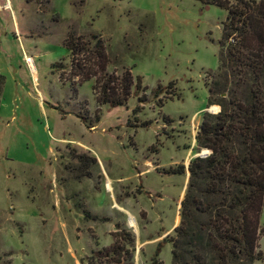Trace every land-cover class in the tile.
<instances>
[{
  "label": "rangeland",
  "instance_id": "374dc122",
  "mask_svg": "<svg viewBox=\"0 0 264 264\" xmlns=\"http://www.w3.org/2000/svg\"><path fill=\"white\" fill-rule=\"evenodd\" d=\"M204 1L0 0V264H85L119 230L133 264H153L157 244L171 264L187 166L210 154L195 136L219 111L207 88L226 12ZM68 34L98 36L107 72L138 77L137 94L109 108L92 79L72 88ZM259 228L252 264L264 208Z\"/></svg>",
  "mask_w": 264,
  "mask_h": 264
},
{
  "label": "trees",
  "instance_id": "16d2710c",
  "mask_svg": "<svg viewBox=\"0 0 264 264\" xmlns=\"http://www.w3.org/2000/svg\"><path fill=\"white\" fill-rule=\"evenodd\" d=\"M202 5L226 12L218 65L207 88V106L217 105L219 111L203 115L195 136L210 154L194 157L187 166L180 222L168 239L171 264H252L262 259L256 248L264 208V0H205ZM64 46L69 52L65 80L72 88L74 79L77 84L92 79L96 103L109 108L122 107L137 94L138 77L126 69L119 75L107 72L109 60L98 36L83 40L68 34ZM52 69L60 79L65 75L61 63ZM133 251L131 234L119 230L85 264H133ZM159 251L157 244L153 264Z\"/></svg>",
  "mask_w": 264,
  "mask_h": 264
},
{
  "label": "crops",
  "instance_id": "0c3cea01",
  "mask_svg": "<svg viewBox=\"0 0 264 264\" xmlns=\"http://www.w3.org/2000/svg\"><path fill=\"white\" fill-rule=\"evenodd\" d=\"M199 156H201V155H199ZM107 189V188H106Z\"/></svg>",
  "mask_w": 264,
  "mask_h": 264
}]
</instances>
